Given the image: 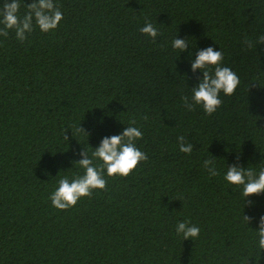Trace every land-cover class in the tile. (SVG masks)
Masks as SVG:
<instances>
[{
	"label": "trees",
	"instance_id": "16d2710c",
	"mask_svg": "<svg viewBox=\"0 0 264 264\" xmlns=\"http://www.w3.org/2000/svg\"><path fill=\"white\" fill-rule=\"evenodd\" d=\"M19 2L22 17L33 0ZM54 3L63 13L56 29L33 21L23 42L14 30L0 36V264H264V193L245 205L243 186L224 179L233 164L264 167V44L244 43L264 33V0ZM149 21L155 41L139 31ZM175 37L187 49H174ZM210 46L240 82L208 115L182 97L191 102L203 77L191 64ZM131 120L148 160L127 177L105 170L106 189L56 209L58 180L84 173L80 152L91 156ZM181 135L191 154L180 151ZM181 221L199 236L183 240Z\"/></svg>",
	"mask_w": 264,
	"mask_h": 264
},
{
	"label": "clouds",
	"instance_id": "9594fccd",
	"mask_svg": "<svg viewBox=\"0 0 264 264\" xmlns=\"http://www.w3.org/2000/svg\"><path fill=\"white\" fill-rule=\"evenodd\" d=\"M19 0H4L0 4V36L7 37L9 30H14L16 38L23 42L26 40V33L33 31V21L43 32H49L58 27L63 19V13L54 3V0H33L27 3V12L21 17ZM139 31L150 36L155 41L158 31L149 21L146 22ZM244 43L249 47H255L257 44H264V33L260 34L255 41L245 39ZM172 47L180 51L187 49L188 40L177 39L172 41ZM223 54L213 47H207L199 51L195 61L191 64L192 71L197 69L203 71V77L200 82L192 87L191 102L188 96H183L185 107L191 111L195 105H202L204 111L211 115L222 104L220 93L225 95L234 94L239 84L238 75L229 67L221 66ZM210 65L215 66L214 73H210L207 68ZM135 120H131L129 125L121 134L105 136L100 145L94 148L91 156L85 148L80 152L82 159L74 161V164L84 169L83 175H76L71 180L63 176L58 180V187L52 192L49 199L52 205L58 210H66L77 205L82 197L91 198L93 190H104L107 181L104 173L108 176H129L141 161H147L148 156L136 146V141L142 139V131L134 126ZM81 131L85 130L81 127ZM87 133V132H86ZM68 140V136L65 135ZM180 151L191 154L193 144L185 143L184 136L178 137ZM99 159L102 164L96 166L93 161ZM204 167L208 170L210 176L218 175L214 159H206ZM224 179L230 184L243 186L242 195L245 197V205L254 203L246 198L253 194L264 193V167L255 171L251 167L244 168L238 164L228 166ZM244 221L250 223L252 217L244 215ZM178 235H182L183 240L193 239L200 234V228L191 223V221H181L176 226ZM258 237V248L264 252V216L260 217L259 228L256 230Z\"/></svg>",
	"mask_w": 264,
	"mask_h": 264
}]
</instances>
